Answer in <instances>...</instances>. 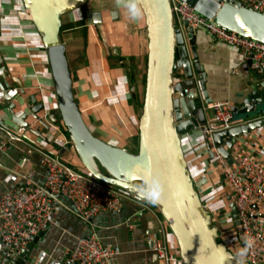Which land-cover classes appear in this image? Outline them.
Returning <instances> with one entry per match:
<instances>
[{
    "label": "crops",
    "instance_id": "1",
    "mask_svg": "<svg viewBox=\"0 0 264 264\" xmlns=\"http://www.w3.org/2000/svg\"><path fill=\"white\" fill-rule=\"evenodd\" d=\"M24 6L23 0H0V77L9 89L5 91L0 81V120L20 132L9 110L17 119L26 112L29 116L24 120L32 123L34 131L24 130L21 141L0 147V194L17 185V173L25 170L35 169L37 178L43 180V153L59 154L74 168H84L75 148L66 147L70 138L58 126L60 121L63 127L65 124L58 117L59 103L46 47L33 21L18 17ZM196 31L200 63L207 73L212 103L229 100L240 105L248 85L256 82L247 65L249 58L244 50L228 45L208 31ZM62 39L75 99L89 128L106 142L136 152L149 50L142 9L129 0H89L84 7L63 16ZM31 96L44 104L40 116L45 120L42 118L41 123L32 117ZM54 115L58 121L52 119ZM213 116L214 111L210 118ZM181 140L198 189L216 186L222 173L210 157L203 133L194 129L183 134ZM238 146L264 162V126L241 135ZM218 206L211 209L212 213L218 214ZM226 208L229 209L228 204L222 210ZM230 216L220 221L223 227L232 225ZM153 217L158 218L156 213L143 211L130 200L117 211L102 212L87 221L58 209L50 227L26 248L25 264H61L66 250L75 248L79 238L92 233H97L105 245L120 247L122 253L114 264H157V255L148 249L146 241L150 232L148 221ZM167 232L171 248L177 249L170 228ZM8 254V247L0 245V264L16 261L17 258L11 262ZM174 264L183 263L177 260Z\"/></svg>",
    "mask_w": 264,
    "mask_h": 264
},
{
    "label": "water",
    "instance_id": "2",
    "mask_svg": "<svg viewBox=\"0 0 264 264\" xmlns=\"http://www.w3.org/2000/svg\"><path fill=\"white\" fill-rule=\"evenodd\" d=\"M88 1L23 0L46 47L61 119L70 134L66 147L75 148L84 168L96 178L122 186L155 204L169 222L184 264H245L223 240L220 228L215 225L214 215L201 197L182 145V134L194 128H199L207 140L211 121L207 110L213 99L207 90L206 70L200 63L195 28L188 21L183 22L184 29L175 26L171 0H129L137 3L145 15L149 40L139 147L134 152L96 136L75 99L62 39V18L84 7ZM183 1L218 26L264 44V12L238 0ZM252 57L253 53L247 62L251 70ZM179 70L182 77L177 75ZM252 71L256 82L248 85L241 104L232 108L238 124L213 135L220 152L230 163L238 136L264 126V74ZM176 76L181 80L175 82ZM0 81L8 90L1 77ZM30 99L32 117L41 123L44 104L38 103L36 96ZM9 112L18 127L33 130L31 123L23 121L28 113L17 119ZM52 119L59 120L55 115ZM223 178L224 175V182ZM227 199L237 227L238 215L231 195L228 194ZM237 233L243 242L240 227ZM27 253V249L21 251L13 264H25Z\"/></svg>",
    "mask_w": 264,
    "mask_h": 264
},
{
    "label": "built area",
    "instance_id": "3",
    "mask_svg": "<svg viewBox=\"0 0 264 264\" xmlns=\"http://www.w3.org/2000/svg\"><path fill=\"white\" fill-rule=\"evenodd\" d=\"M238 1L264 12V0ZM171 4L176 27H179L178 23L181 25L184 21H188L195 29H204L228 45L244 50L248 58L253 53L252 70L264 74L263 43H257L218 26L211 19L196 12L195 8L186 1L171 0ZM17 15L21 19L32 20L30 11L25 6ZM180 80L178 76L174 79L175 82ZM209 108L214 111V116L208 125L207 140L205 137L206 147L209 154H213V156L210 154L212 161L224 175V184L229 190L238 215L239 225L235 229L240 227L244 237V241L240 242L236 231L237 236L232 239V242L242 244V257L245 264H264V162L257 159L253 153L238 146L240 135L232 150L233 162L230 163L220 152V147L215 143L213 135L217 131L229 130L238 124L234 121L233 104L229 100L218 101L209 104ZM42 118L43 116H40V119ZM1 120L0 147H5L10 141H21L24 130L34 131L32 123L33 130L18 127L14 123L20 130L19 132L16 129L19 132L17 133L10 129L11 125L8 126ZM36 123L40 122L36 119ZM194 129L201 131L199 128ZM249 133L242 135H249ZM40 164L45 169L43 180L37 178L35 169L25 170L17 173L20 178L17 185L0 194V245L8 247L11 262L21 251L31 245L37 235L50 227L53 214L58 209H63L87 221L102 212L117 211L125 201L130 200L138 203L143 211L156 213L153 209L155 205H152L150 201L122 186L96 178L85 168H83L84 171L74 168L59 154L43 153ZM209 200L212 201V198L204 199L206 205ZM230 221L234 224L232 215ZM148 226L150 232L146 236V241L148 249L157 255V264H174L177 260L183 263L177 240V249H172L169 244L168 220L153 217L148 221ZM121 253L119 246H107L97 233H92L79 238L77 246L67 249L65 259L59 262L61 264H114Z\"/></svg>",
    "mask_w": 264,
    "mask_h": 264
},
{
    "label": "rangeland",
    "instance_id": "4",
    "mask_svg": "<svg viewBox=\"0 0 264 264\" xmlns=\"http://www.w3.org/2000/svg\"><path fill=\"white\" fill-rule=\"evenodd\" d=\"M178 26L184 29L183 23L181 25L178 23ZM196 29H198V28H196ZM184 33H185V31H184ZM185 36H186V34H185ZM177 75L182 77L181 70H179ZM196 75L198 76V74H196ZM207 114L208 115L210 114V116H211L213 114V111L207 110ZM58 117L60 118L61 115L59 114ZM235 117H239V116H235ZM58 126H60L63 129V131L65 132V134L70 138V134L68 132V129L66 128L65 125H64V127L62 126L61 121L58 122ZM79 170L84 171L83 168L79 169ZM218 182L219 183L216 186L213 185V186L204 187L202 189H199V192H200L201 197H202L203 200L208 195H211V198H212L213 201H210V200L207 201V206L210 209L214 210L215 209L214 206L216 207V206H218L220 204V206L217 207V208H219L218 214H216V211H213V214L218 216V218L220 219L219 220V219L216 218V216H214L215 225L220 228V234H221L223 240L230 247V249L235 254H238V255H240L242 257V255H241V252H243L242 244L239 243V242H232V239L237 236V233H236L237 229H235V227H236L235 224L226 225V226L224 225L225 227H223V224L221 223L224 218L229 219V216L232 215V214L230 212V209L227 210V208H226V209L222 210V207L223 206H227V204L229 202L228 199H227V196L229 194V190L226 187V185L224 184L223 180H219ZM219 186H220V189H219ZM214 189H215V192L213 191ZM202 191H205V192H202ZM210 191H212V192H210ZM213 203H214V205H213ZM151 204L155 205L153 203H151ZM153 209H154V211H156V215L157 216L159 215L158 216L159 219H165V218H163V215L161 214V212H159L158 207L156 205L153 206ZM242 259H243V257H242Z\"/></svg>",
    "mask_w": 264,
    "mask_h": 264
},
{
    "label": "bare ground",
    "instance_id": "5",
    "mask_svg": "<svg viewBox=\"0 0 264 264\" xmlns=\"http://www.w3.org/2000/svg\"><path fill=\"white\" fill-rule=\"evenodd\" d=\"M137 4V3H136ZM30 17L32 18V14H31V12H30ZM26 20H28V19H26ZM146 20V19H145ZM197 32V31H196ZM171 221V220H170Z\"/></svg>",
    "mask_w": 264,
    "mask_h": 264
},
{
    "label": "clouds",
    "instance_id": "6",
    "mask_svg": "<svg viewBox=\"0 0 264 264\" xmlns=\"http://www.w3.org/2000/svg\"><path fill=\"white\" fill-rule=\"evenodd\" d=\"M241 255H243V252H241Z\"/></svg>",
    "mask_w": 264,
    "mask_h": 264
}]
</instances>
